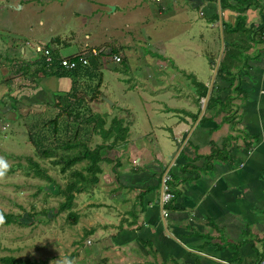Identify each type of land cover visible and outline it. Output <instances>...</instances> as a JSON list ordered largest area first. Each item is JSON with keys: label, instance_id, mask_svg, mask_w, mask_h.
<instances>
[{"label": "crops", "instance_id": "crops-1", "mask_svg": "<svg viewBox=\"0 0 264 264\" xmlns=\"http://www.w3.org/2000/svg\"><path fill=\"white\" fill-rule=\"evenodd\" d=\"M126 1L130 0H121V3ZM251 1V7L243 14L246 29L252 30V35L249 36L248 32L226 33L227 56L221 60L225 64L223 75H234L235 82L232 86L219 80V96L223 103L214 105L207 112L205 110L204 121L201 122L204 115L201 117L203 105L200 99L203 97L200 89L193 94L191 101V95L184 94L185 89L180 90V86L176 87V94L174 90L168 96L170 102H160L159 112H156L161 119L173 114L177 121L172 127L164 122L149 131L146 126L137 125L133 112L135 108L129 106L121 113L119 119H123L124 126L129 129L128 138L112 146L109 155L132 156V164L123 169L120 160L115 159L109 178L113 184L112 200L132 204L123 218L124 228L128 231L118 234L115 227H111L112 233L116 234L112 236L114 245L104 247L100 252L96 247L95 264L264 263V35L259 33L264 29V0ZM6 3L13 5L6 7ZM114 3L115 0H0V122L11 126L20 117L26 119L47 107H54L56 97H65L69 93L75 94L79 101L91 100L92 114H104L102 116H107L108 120L111 118L107 112L101 113L99 106L94 109L100 96L96 98L94 92L88 94L81 85L86 79L96 84L99 79L98 94H102L104 66L99 64L100 60L94 70L90 58L88 68H83L74 77L71 74L57 76L48 73L56 70L53 67L61 58L93 48L108 55L118 52L115 55L123 56L126 62V42L115 49L110 48L107 42L94 46L85 42L82 48L69 51L77 41L68 42L64 38L67 30L63 33L57 30L66 21L72 24L84 20L86 13L93 19L103 20L102 12L113 8L114 16L118 13V5ZM219 4L220 0L195 2L202 15L209 20L219 15V20L212 24L214 28L220 27V20L222 26L226 23L234 27L239 13L231 8H221L220 15ZM229 4H235V1L231 0ZM108 18L104 20L110 23ZM195 26L200 27L198 23ZM101 27L108 34L114 29ZM70 34L77 38L80 31L75 27ZM90 38L91 35L86 33L85 39ZM216 39L212 38L217 43ZM201 43L207 44L204 36H201ZM195 46L197 50L203 47L194 45V52ZM42 47L51 50L55 60L53 65H47ZM114 75L119 73L114 72ZM188 76L196 80L193 73ZM235 86L240 87L239 91L235 90ZM161 88L164 90L165 87L162 85ZM230 97L232 101L225 107L226 99ZM181 98L192 102V105L183 101L175 105V101ZM114 106L110 105L108 112L112 113L111 107ZM226 117L232 119L225 122ZM148 120L151 121V117ZM133 129L140 137H134ZM157 130L165 133L164 137H172L177 146L183 145L172 167L171 158L176 152L169 157L171 163L168 165L165 160L161 161V151H155L158 143L141 142L126 146L132 140L147 141L152 138L151 135L156 137ZM230 136L234 137L231 141L227 140ZM123 145L124 151L120 149ZM215 146L224 154L213 166H208L206 157ZM165 168H171L170 188L176 195L167 206L168 220L163 219L159 205L161 175ZM113 210L118 211V207ZM128 219L132 227H129ZM120 222L115 225L120 226ZM103 253L107 255L103 256ZM77 258L83 261L86 257L82 259L79 254ZM79 260L75 262L81 263Z\"/></svg>", "mask_w": 264, "mask_h": 264}, {"label": "rangeland", "instance_id": "rangeland-1", "mask_svg": "<svg viewBox=\"0 0 264 264\" xmlns=\"http://www.w3.org/2000/svg\"><path fill=\"white\" fill-rule=\"evenodd\" d=\"M115 1L114 4L118 5L116 15H112L113 8L109 12H102L104 18L109 17L110 23L105 22L104 18L103 20L93 19L86 13L84 20L81 19L72 24L66 21L60 24L57 30L62 33L67 30L64 32V38L68 42H72L73 39L77 41L69 51L82 48L85 42L91 46L107 42L106 44H110V48L114 49L120 44L122 46V42L128 44V47L124 49L127 57L125 63L122 56L121 64L108 63L102 68L104 84L100 88L102 94L100 98H97L99 102L95 104L94 109L99 106L101 113L107 112L111 117L109 120L112 121L114 119L112 117L117 116L119 119L121 113L130 106L135 108L133 112L137 125L146 126L149 131L161 126L164 122L172 127L177 121L173 114H169L166 119H161L156 113L159 112L160 102L163 100L170 102L168 96L174 90L176 94L178 86L180 90L185 89L184 94L191 95L192 101L196 91L200 89L199 83L206 86L208 83L211 84L215 71L214 64L218 62L221 64V60L223 61L227 56L226 33L228 31H225L223 26L213 27L209 18L202 15L200 7L195 5V2L199 0H160L161 2L130 0L124 3H121V0ZM10 5L13 4L6 3V7ZM195 23H198L200 27L195 26ZM101 26L114 29H111L108 34ZM75 27L80 31L77 38L70 34V30ZM86 33L91 35L90 40L85 39ZM201 36L205 37L207 44L201 43ZM212 38L214 40L217 38V43ZM197 44L203 47L197 50L195 46L196 52H194L193 47ZM42 49L44 50L45 47ZM199 52H203L202 55H198ZM114 72L119 75H114ZM192 73L196 76V81L188 76ZM98 80L97 84L90 79L84 80L81 84L84 86L82 89H85L84 91L88 94L91 92L96 94L99 87ZM162 85L165 87L164 90L161 88ZM108 101L115 104L111 107L112 113L108 112L110 107ZM181 101L192 105V102L182 98L175 101V105ZM84 102L82 111L87 115L93 113V108L89 105L91 100L85 99ZM145 102L148 103L144 106ZM56 114L58 110L55 106L50 109L47 107L43 109V112H37L36 115L33 114L26 119L20 117L11 126L5 122L0 123V159L7 163V169H14L12 172L6 170L5 176L0 179V217H2L0 259L5 256H14L18 259L44 261L46 264H53L58 259L67 260L71 264H95L96 247L100 252L102 248L114 245L112 236L116 234L112 233L110 228L115 227L118 234L128 231L125 228L119 230V225L116 226L115 223L125 218L132 204L125 205L122 200H112V197L114 198L111 190L113 184L109 175L113 171L115 159L120 160L124 169L132 164L130 160L132 156L116 155L114 157L110 154L109 163L102 164L103 173L99 175L98 183L90 191L77 196L75 211L81 216L78 226L71 227L66 222L67 214L54 216L56 208L64 200L58 186H65L69 178L66 179V175L61 174L59 166L51 164L52 160L46 162L36 155L35 147L30 141V133L34 132L32 130H36L35 128L41 130L44 121L53 119ZM148 117H151V121ZM3 125L7 127L5 131L2 129ZM133 133L134 137H140L135 129ZM155 135L156 137L151 135L152 138L147 141L132 140L126 146L130 147L131 143L137 145L141 142L144 144L154 142V145L158 143L159 147L155 151L160 150L161 161L165 160L164 162L169 165L174 156L171 159L169 157L177 152L178 146L172 137H164L165 133L159 130L155 131ZM169 138L171 140L167 141L166 139ZM102 141L98 133H90L89 145L92 149ZM124 146L120 147L122 151ZM151 152L153 153L152 149ZM26 157H34L36 161L43 164L55 182L50 183L35 177L32 170L29 171L26 167L29 165ZM19 162L25 167H17ZM83 165L85 164L78 165L77 168L81 169ZM115 207H118V211L113 210ZM49 209L53 210V213L45 214L44 212ZM5 215H20L23 217L22 225L14 223L4 226ZM164 227L166 229L167 224ZM92 230L94 233L86 236V232ZM79 254L82 259L86 258L83 261L79 260L77 258ZM106 255L103 253V256ZM78 260L82 262H75Z\"/></svg>", "mask_w": 264, "mask_h": 264}, {"label": "trees", "instance_id": "trees-1", "mask_svg": "<svg viewBox=\"0 0 264 264\" xmlns=\"http://www.w3.org/2000/svg\"><path fill=\"white\" fill-rule=\"evenodd\" d=\"M220 1L222 9L231 8L232 10L239 13V15L236 17L234 27L223 23L224 30L228 32L233 31L234 33L248 32V35L251 36L253 31L246 29V17L243 13L249 7H251L253 1L250 0L242 2L240 0H234L235 4H231L232 6L229 4L231 0ZM241 6L244 7L241 8ZM218 20L219 15L216 14L212 19H210V22L214 24ZM259 33L260 36L264 35V29ZM115 54L119 53L113 51V55ZM99 60L100 57L91 58V66L94 70L97 69ZM99 64H101L100 61ZM53 68H56V70L52 69L48 74L57 76H66L71 74L74 77L77 76L81 72V70H83V68L85 69L88 67H79L76 70L69 72L63 70L59 66V64H55ZM224 71L225 64L221 62L216 81L214 83L210 99L206 107V112L207 109H210L214 105L223 103L221 97L219 96V92L221 90L219 86V80L232 84V86L235 82V76L232 74L223 75ZM199 85L200 94L202 97H205L208 87L202 83H199ZM238 88L240 87L235 86V90L239 91ZM98 92L99 90L97 91V94H95L96 98L97 96H100ZM231 101V97L229 99H226L227 104L225 105V107H228ZM82 105L83 101H79L77 96L73 93H69L65 97H56L54 106L58 110V114L53 119L45 121L43 123L41 127L42 131L40 130V128L38 130V128L34 127L37 131L32 130L34 132L30 133V141L35 147L36 155L41 160L46 162L47 160H52L51 164L54 166H59L61 174L66 175V179L69 178V181L65 186H58L60 190L59 193L64 198V200H62L58 208H56L54 216L67 214L66 222H68L71 227L78 226L79 222L81 221V216L77 211H75L77 196L90 191V189L98 183L99 175L103 173L102 164L109 163L110 149L112 148V146L125 142L128 138L129 130L124 126L123 119L114 118L111 122H109L107 116L103 117L98 113H91L87 115L82 111ZM204 118L205 115L201 119V122L204 121ZM231 119V117H226L224 121L229 122ZM90 133H98L103 139L102 143L97 145L93 149L89 145ZM233 138L234 137L230 136L227 140L231 141ZM109 142H111V145H109ZM215 147L212 153L208 157H206L208 166H213L215 161L220 158L222 154H224V151L220 150L218 147H216L215 149ZM26 158L29 164L26 167L29 168V171L32 170V174L34 176L45 179L50 183L55 182L54 179L48 174V170L38 161H36L34 157ZM81 164L85 165H83L81 169L77 168V166ZM18 166H22V168L25 167L22 164H18ZM7 170V172H12L14 169ZM169 175L171 176L172 180V175L170 174V172ZM172 193L174 194L173 191ZM175 197L176 195L174 194V198ZM172 201H170V203ZM170 203L165 205V209L168 212L169 210L167 209V206ZM51 212L53 213V210L49 209L44 213L48 215V213ZM4 217V226H10L14 223L22 225L23 217H21L20 215H5ZM128 224H130L129 227L133 226V224L130 222ZM124 225L125 219L121 221L119 230H124ZM93 233V230L86 232V236H90ZM0 264H46V262L30 259H18L14 256H5L0 259Z\"/></svg>", "mask_w": 264, "mask_h": 264}, {"label": "built area", "instance_id": "built-area-1", "mask_svg": "<svg viewBox=\"0 0 264 264\" xmlns=\"http://www.w3.org/2000/svg\"><path fill=\"white\" fill-rule=\"evenodd\" d=\"M44 54L46 57V63L48 66H51L54 63V58L51 55V50L48 48L44 50ZM94 57H100V62L102 65H106L109 62H112L114 64H121L122 63V57L119 55H113L112 53L110 55L106 54L105 51H100L98 49H91L87 52H83L80 54H76L72 57H66L61 58L58 61L59 66L65 70V71H73L76 70L79 67H87L90 65V58ZM202 105L205 103V97L202 98ZM3 123V122H0ZM2 129L5 131L7 129L6 125L2 126ZM174 161H172L173 166ZM171 168H165L162 175V193H161V199H160V210L161 215L164 220H166L169 217V212L165 209V205L170 203L174 199V194L171 191V188L169 186V183L171 181V176L169 175ZM91 245V243L89 244ZM264 264V263H263Z\"/></svg>", "mask_w": 264, "mask_h": 264}, {"label": "water", "instance_id": "water-1", "mask_svg": "<svg viewBox=\"0 0 264 264\" xmlns=\"http://www.w3.org/2000/svg\"><path fill=\"white\" fill-rule=\"evenodd\" d=\"M219 13L221 15V5L220 4H219ZM218 26L222 27V20H220ZM219 66H220V62L214 64L215 71H214V75H213V77L211 78V81H210L211 84L209 85V87L207 89V93H206V96H205V103L203 104L201 117L204 115L206 107H207V104H208V101L210 99V95H211V92H212V89H213V86H214V83H215V80H216V77H217ZM108 102H109L110 105L113 104L110 101H108ZM182 149H183V145H178V151L175 153L174 158H173L174 162L176 160V157L178 156V154L181 152Z\"/></svg>", "mask_w": 264, "mask_h": 264}, {"label": "clouds", "instance_id": "clouds-1", "mask_svg": "<svg viewBox=\"0 0 264 264\" xmlns=\"http://www.w3.org/2000/svg\"><path fill=\"white\" fill-rule=\"evenodd\" d=\"M7 168H8L7 163L3 161L2 159H0V179H2L5 176ZM0 222H2V217H0ZM53 264H71V262L67 260L58 259V260H55Z\"/></svg>", "mask_w": 264, "mask_h": 264}]
</instances>
